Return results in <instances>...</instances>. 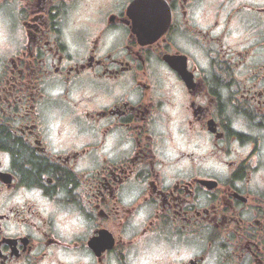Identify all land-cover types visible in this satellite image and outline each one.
<instances>
[{
    "label": "clouds",
    "instance_id": "obj_1",
    "mask_svg": "<svg viewBox=\"0 0 264 264\" xmlns=\"http://www.w3.org/2000/svg\"><path fill=\"white\" fill-rule=\"evenodd\" d=\"M0 129V264H264V0H0Z\"/></svg>",
    "mask_w": 264,
    "mask_h": 264
},
{
    "label": "flooded vegetation",
    "instance_id": "obj_2",
    "mask_svg": "<svg viewBox=\"0 0 264 264\" xmlns=\"http://www.w3.org/2000/svg\"><path fill=\"white\" fill-rule=\"evenodd\" d=\"M129 7H132L131 4H129ZM151 5H147V4H139L135 6V16L136 19L133 20L131 16L128 17V20L133 23L134 25H136V30L138 32L141 33L142 36V42H140L139 36L137 35L136 39L132 42V47H134L135 49L139 50V49H147L149 47L152 48H156L157 44L160 43V41L163 38V35H166L167 33L162 34L161 37H157L156 39H154V31H155V27H157L158 25H151L149 26L147 21L150 15L149 9L151 8ZM43 9L41 8L37 13H35L33 15L32 21L31 23L34 25V27L32 28V31L36 34L37 38H39V36L41 35V29L43 27H45L46 25L44 24V22L40 19V15L42 13ZM32 59V54L28 53L26 54L20 61H17L16 63H13L11 65V69L12 71L15 73L16 77H19L21 79H29L32 76H34V71L31 68V66L27 63L28 60ZM167 59V57H166ZM175 66L180 67V70L183 71L182 69V62H175ZM140 71V70H138ZM189 86L190 87H195V85L191 84V81L189 80ZM129 123L136 125L138 123H142V120L140 119L139 116H133L129 118ZM133 130H137V129H133ZM209 131L212 130L211 129V122H210V129H208ZM6 129H0V134H6ZM144 142V141H142ZM37 166L40 168H46V167H51L50 165L47 164L46 161L43 160H39L37 159ZM57 174L59 175H63V170L60 168L56 169ZM119 175H121V173L118 171L116 173V176H109V180L115 184L116 181V177H118ZM3 179H5L6 181L9 179L8 177H3ZM0 183H4L3 181H0ZM205 187H207V184L204 185ZM100 192L104 193V196L100 198V202L101 204H104L105 198L110 199L111 198V193L108 191L107 188H105L103 185L100 186ZM154 195V194H153ZM221 195H223V193H221ZM233 199V202L235 203V199ZM162 207L164 209L168 208L167 204H163ZM219 207L223 208V201L219 202ZM228 212H231V209H228ZM99 222L101 225V230H99L101 232V239L100 240H96L94 238L93 241L90 242V244L94 247L97 248V250H102L103 247L105 246H111V238H110V234L107 233V231L105 229L108 230H113L114 229V225L111 221L105 219L103 216L99 217ZM222 227H224V225H222Z\"/></svg>",
    "mask_w": 264,
    "mask_h": 264
},
{
    "label": "water",
    "instance_id": "obj_3",
    "mask_svg": "<svg viewBox=\"0 0 264 264\" xmlns=\"http://www.w3.org/2000/svg\"><path fill=\"white\" fill-rule=\"evenodd\" d=\"M137 5H139V4H137Z\"/></svg>",
    "mask_w": 264,
    "mask_h": 264
}]
</instances>
